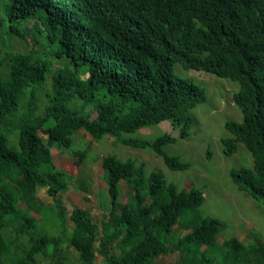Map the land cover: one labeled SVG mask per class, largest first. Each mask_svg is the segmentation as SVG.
Segmentation results:
<instances>
[{"label": "trees", "instance_id": "obj_1", "mask_svg": "<svg viewBox=\"0 0 264 264\" xmlns=\"http://www.w3.org/2000/svg\"><path fill=\"white\" fill-rule=\"evenodd\" d=\"M176 63L238 84L232 100L242 118L224 122L222 151L242 143L250 153L252 165L229 174L264 210V0H0V264H97V255L104 264H161L155 259L170 252L178 258L168 264H264L263 242H217L225 224L199 212L202 189H177L160 170L145 178L132 158H100L108 198L99 223L56 197L70 185L92 193L91 180L55 166L51 152L82 166L79 130L188 168L164 151L176 139L169 133L130 135L168 119L188 135L206 90L177 75ZM48 79L41 102L32 86ZM39 187L51 203L38 199Z\"/></svg>", "mask_w": 264, "mask_h": 264}, {"label": "rangeland", "instance_id": "obj_2", "mask_svg": "<svg viewBox=\"0 0 264 264\" xmlns=\"http://www.w3.org/2000/svg\"><path fill=\"white\" fill-rule=\"evenodd\" d=\"M27 24L30 25L31 22L28 21ZM9 42L14 49L26 51L28 48L27 43L19 39L11 38ZM56 66L57 63H53V68ZM174 72L181 77H190L206 90L205 101L190 110L194 122L188 135L180 137V125H174L171 119L156 125L144 126L130 135L150 141L164 132L169 133L176 139L172 143L165 144L164 151L188 162V168L185 170L169 168L163 162V158L148 146L143 148L126 146L116 137L111 136L96 140L88 133L79 130L74 137V147L86 150L82 166L78 167L67 152H59L55 147L51 152L55 166L68 171L73 176L89 178L92 193L88 194L89 198L86 199L85 193L70 185L67 190L58 192L56 197L62 201L68 211L75 207L89 209L95 222L99 223L105 215L101 202L108 198L105 181L102 178L100 158L105 155H114L121 160L132 158L137 164L144 163L145 178L151 171L160 170L165 179L173 182L177 189L191 187L202 189L204 199L198 208L199 212L204 216L217 218L225 224V228L218 234V243L230 237H237L244 243L254 240L264 243L263 208L246 192L240 190L229 174L231 168L251 166L252 157L242 143H238L237 150L232 155H225L222 151L221 138L230 135L225 129L224 122L227 119L240 121L242 118L239 108L232 100L238 84L209 72L185 69L179 63L174 65ZM32 90L38 91L41 102L45 101V92L50 90L49 79L38 88L34 84ZM127 135L129 134L122 132V136ZM119 183L120 199L126 201V183L123 180ZM37 197L42 202H52L51 195L43 187L37 188ZM31 213L38 217L34 212ZM177 258V252H170L158 256L155 260L157 263L168 264ZM96 262L104 264L99 255ZM41 264H47V260Z\"/></svg>", "mask_w": 264, "mask_h": 264}]
</instances>
